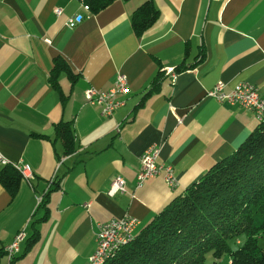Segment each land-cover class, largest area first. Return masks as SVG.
Listing matches in <instances>:
<instances>
[{"label": "crops", "instance_id": "0c3cea01", "mask_svg": "<svg viewBox=\"0 0 264 264\" xmlns=\"http://www.w3.org/2000/svg\"><path fill=\"white\" fill-rule=\"evenodd\" d=\"M145 1L112 0L91 12L83 0H0V155L31 173L19 171L12 195L0 183V248L24 230L18 257L35 235L13 264H87L98 223L128 213L136 234L258 124L204 91L219 80L226 91L250 81L264 97V0H150L158 15L136 34L131 16ZM78 13L82 20L66 25ZM168 67L183 69L174 85ZM117 73L127 77L124 104L102 115L83 93L108 90ZM60 122L72 125L68 155ZM152 144L175 188L161 175L134 188L139 155ZM115 176L125 191L109 196Z\"/></svg>", "mask_w": 264, "mask_h": 264}, {"label": "trees", "instance_id": "16d2710c", "mask_svg": "<svg viewBox=\"0 0 264 264\" xmlns=\"http://www.w3.org/2000/svg\"><path fill=\"white\" fill-rule=\"evenodd\" d=\"M83 2L91 12H97L112 0ZM157 15L150 0L143 2L132 13V29L140 34ZM203 57L201 52L197 58L201 61ZM59 65L56 62L52 80ZM73 76L71 73L69 77ZM56 131L63 153L71 154L75 150L72 125L60 122ZM20 178L13 166L0 170V183L11 195ZM260 234H264V122H259L235 151L175 196L103 264H207L209 254L211 264H264V251L257 246ZM34 236L19 256L30 248ZM4 256L3 247L0 264ZM18 257L12 256L7 264Z\"/></svg>", "mask_w": 264, "mask_h": 264}, {"label": "built area", "instance_id": "2783aa9c", "mask_svg": "<svg viewBox=\"0 0 264 264\" xmlns=\"http://www.w3.org/2000/svg\"><path fill=\"white\" fill-rule=\"evenodd\" d=\"M57 16L61 15V9L54 8ZM82 14L78 13L67 17L66 25L73 27L82 20ZM171 85H174L179 72L172 67L165 69ZM127 77L123 73H117L112 87L108 90L99 91L89 87L84 91V99L87 103L98 106L102 115H110L116 108L124 104L123 97L128 91ZM204 96L212 99L222 107L240 106L251 111L257 118L258 123L264 122V97L258 92V86L250 81H243L235 85L231 90L224 89V83L219 80L211 89L204 91ZM119 130L118 128L116 129ZM159 154V147L150 145L139 155L138 166L135 174L134 188L139 189L147 179L161 175L165 183L175 188L177 186L176 177L173 174L171 165L156 164ZM0 162L3 165L7 161L0 155ZM26 178L31 177L30 171L24 165H14ZM125 191V179L122 176H115L109 183L107 194L114 196ZM46 193V191L44 192ZM44 196V195H43ZM43 196L38 198L40 203ZM138 224L136 217L125 213L120 217H114L97 224L96 241L97 245L87 257V264H103L107 259L114 256L116 252L134 239V230ZM25 238L24 230H19L12 241L4 247L8 260L14 256L20 247V243Z\"/></svg>", "mask_w": 264, "mask_h": 264}, {"label": "rangeland", "instance_id": "374dc122", "mask_svg": "<svg viewBox=\"0 0 264 264\" xmlns=\"http://www.w3.org/2000/svg\"><path fill=\"white\" fill-rule=\"evenodd\" d=\"M258 122V121H257ZM138 220V219H137ZM144 226V225H143ZM143 226L137 228V231H139ZM137 231L135 233H137ZM257 246L258 248L262 249L264 251V234H260L257 239ZM212 256L209 254L206 258L207 264H211Z\"/></svg>", "mask_w": 264, "mask_h": 264}]
</instances>
